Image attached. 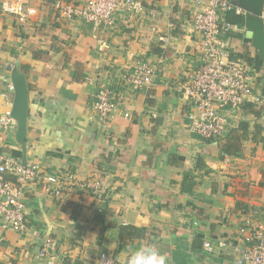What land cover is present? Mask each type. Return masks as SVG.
Segmentation results:
<instances>
[{
	"label": "crops",
	"instance_id": "obj_1",
	"mask_svg": "<svg viewBox=\"0 0 264 264\" xmlns=\"http://www.w3.org/2000/svg\"><path fill=\"white\" fill-rule=\"evenodd\" d=\"M139 1V14L120 12L107 28L62 17L56 0H30L36 14L25 18L4 11L14 0H0V112L14 109L18 82L27 85L25 143L17 127L4 150L41 167L23 187L27 223L54 239L55 264H97L101 253L130 264L134 250L150 243L170 264H238L240 227L248 218L264 227V103L251 98L225 110L223 137L191 131L194 108L184 87L201 66L193 21L200 6ZM236 16L244 25L235 23L230 47L249 65L255 94L264 95V59L246 13ZM141 61L157 72L135 91L123 76ZM101 88L120 99L105 127L95 108ZM46 174L62 185L100 178L109 189L101 199L77 188L58 194ZM41 243L0 228V264H48Z\"/></svg>",
	"mask_w": 264,
	"mask_h": 264
},
{
	"label": "built area",
	"instance_id": "obj_2",
	"mask_svg": "<svg viewBox=\"0 0 264 264\" xmlns=\"http://www.w3.org/2000/svg\"><path fill=\"white\" fill-rule=\"evenodd\" d=\"M200 9L193 17L195 30L201 35V66L184 87V94L191 101L194 112L190 114L191 131L206 139L223 137L227 131L228 119L225 110H239L253 98L257 104L264 103V96L255 94L250 77L249 65L231 49L227 36L240 30L239 25L227 20L229 13L243 15L245 11L232 0H194ZM30 0H14L4 11L22 18L36 14L29 7ZM54 8L67 19L80 18L94 27L113 28L115 16L120 12L139 14L142 3L139 0H56ZM157 69L148 62H137L132 71L124 75V82L133 90L148 88L154 82ZM95 108L100 123L107 126L113 113L119 108L117 99L109 88L97 93ZM129 117V114H125ZM17 128L12 110L0 112V228L19 233H32L41 239L39 255L55 264L57 244L50 237H43L39 230L30 229L26 220V206L23 201V187L35 181L41 173L37 164H22L5 153L7 135ZM9 177L13 178L10 179ZM44 179L56 185V193L79 189L96 199L103 198L108 186L100 178L75 180L68 176V185H62L58 175H44ZM248 218L240 227L244 247L239 252L238 264H264V227ZM204 247L212 251L206 242ZM97 264H120L111 254L101 253Z\"/></svg>",
	"mask_w": 264,
	"mask_h": 264
},
{
	"label": "water",
	"instance_id": "obj_3",
	"mask_svg": "<svg viewBox=\"0 0 264 264\" xmlns=\"http://www.w3.org/2000/svg\"><path fill=\"white\" fill-rule=\"evenodd\" d=\"M246 13V27L253 32L254 45L260 50L264 59V0H232ZM17 100L13 117L17 120L18 139L25 143L26 118H27V85L24 80H20L15 86ZM27 164V162L23 163Z\"/></svg>",
	"mask_w": 264,
	"mask_h": 264
},
{
	"label": "clouds",
	"instance_id": "obj_4",
	"mask_svg": "<svg viewBox=\"0 0 264 264\" xmlns=\"http://www.w3.org/2000/svg\"><path fill=\"white\" fill-rule=\"evenodd\" d=\"M130 264H170V261L166 253L150 243L134 250Z\"/></svg>",
	"mask_w": 264,
	"mask_h": 264
},
{
	"label": "trees",
	"instance_id": "obj_5",
	"mask_svg": "<svg viewBox=\"0 0 264 264\" xmlns=\"http://www.w3.org/2000/svg\"><path fill=\"white\" fill-rule=\"evenodd\" d=\"M226 18H227L228 21H230L232 23H238L240 25H244V18L243 17H239V16H236L235 14H231L230 13V14H228L226 16ZM251 112H253L258 117H261L262 114H263L262 111H257V110H254V109ZM259 131L263 132L264 131V127H260ZM262 141H263V144H264V138L262 139ZM222 151L225 154H232L233 153V151L231 149H229V148H226V149H224Z\"/></svg>",
	"mask_w": 264,
	"mask_h": 264
}]
</instances>
